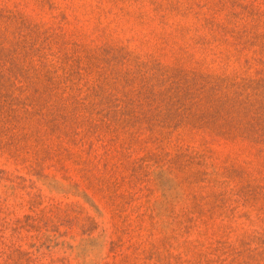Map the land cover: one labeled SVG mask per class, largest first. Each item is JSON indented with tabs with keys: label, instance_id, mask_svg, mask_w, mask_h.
<instances>
[{
	"label": "rangeland",
	"instance_id": "rangeland-1",
	"mask_svg": "<svg viewBox=\"0 0 264 264\" xmlns=\"http://www.w3.org/2000/svg\"><path fill=\"white\" fill-rule=\"evenodd\" d=\"M0 264H264V0H0Z\"/></svg>",
	"mask_w": 264,
	"mask_h": 264
}]
</instances>
